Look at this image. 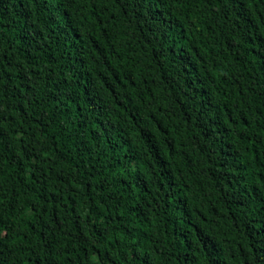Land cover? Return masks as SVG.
<instances>
[{"label": "trees", "instance_id": "trees-1", "mask_svg": "<svg viewBox=\"0 0 264 264\" xmlns=\"http://www.w3.org/2000/svg\"><path fill=\"white\" fill-rule=\"evenodd\" d=\"M0 264H264V0H0Z\"/></svg>", "mask_w": 264, "mask_h": 264}]
</instances>
